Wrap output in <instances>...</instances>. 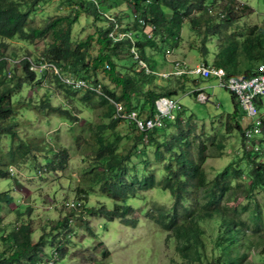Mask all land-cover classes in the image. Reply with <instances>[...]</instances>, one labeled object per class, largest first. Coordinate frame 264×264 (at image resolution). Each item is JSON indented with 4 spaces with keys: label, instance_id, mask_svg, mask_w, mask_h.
I'll use <instances>...</instances> for the list:
<instances>
[{
    "label": "rangeland",
    "instance_id": "1",
    "mask_svg": "<svg viewBox=\"0 0 264 264\" xmlns=\"http://www.w3.org/2000/svg\"><path fill=\"white\" fill-rule=\"evenodd\" d=\"M107 1L111 7L108 10L119 13L124 26L131 28L134 42L145 41L151 36L149 38L157 43L155 47L147 46L145 50L147 65L156 71L154 77L142 75L141 66L133 63V58L127 53L119 61L122 71L133 73L141 83V92L134 95L133 106L138 108L148 98L146 95L148 90L154 89L153 91L160 93L163 85L172 87L174 83L177 85L178 79L186 80L185 91H181L176 97L183 105L179 112L183 115L182 123L180 126L176 122L168 124L155 135V142L149 140L148 136L147 140H141L136 144L135 137L138 132L131 124L118 121L115 127H109L110 118L103 116L107 107L97 104V100L93 102L94 106L86 108L79 100L82 93L67 100L64 98V90L51 78L48 79L47 87L24 82L21 91L16 92L12 98L15 128L19 137L32 145V150L14 163L15 176L11 177L9 169L3 166H6L4 161L7 159L8 149L11 145H16L18 140H12L7 133H0V191L9 192L11 196L9 202H0L2 219L0 251L6 255L10 252V249H6V241L1 237L16 230L23 223L30 225L33 242L40 235H45L49 240L33 264H222L223 259L226 260L224 264H231V258L227 253L213 247L215 243L212 238L217 231L218 215L199 222L205 230L202 234L204 243L198 246V251H202V253L199 251L200 258L189 250L184 255L185 250L179 248V238L175 233L164 229L152 219V215L158 216V209L161 207L171 210L174 196L170 189H165L163 180L168 172L167 163H171L174 168L178 167L170 151H166L164 146H159L158 143L164 140L176 142L177 137L182 136L191 141L195 154L199 152V144H202L207 155L203 162L206 184L201 189H193L186 193L185 204L201 208L206 204L204 199L207 198L208 191H212L211 196L218 197L221 194V187L214 186L215 178L223 185L229 184V190L223 192L217 205H220L226 214L243 221L241 227L245 246L242 244L237 246L247 252V256L239 264H264V189L259 186L251 188L249 175L251 165L243 154L242 138L235 122L240 123L243 128L249 121L241 119L240 115L233 121L230 119L228 114L233 110L232 96L229 91L219 87L214 79L202 78L197 74L180 77L158 74L159 71L173 70L176 62L182 61L190 65L204 60L212 62L217 58L220 46L230 42L232 34V37L241 41L239 32L247 34L250 28L256 27V34L264 33V0H234L233 12L238 17L233 27L226 31L225 35L204 37L206 25L204 16L206 18L211 16L214 21H222L227 12L223 7L228 1L215 0L213 6H209L213 9L207 10V15L206 12H195L185 19L177 42L167 34L165 40H162L161 35L152 34V27H144L142 31L134 28L132 23L136 21L137 14L127 1ZM21 7L24 8V5ZM95 10L92 6L80 8V2L74 0H42L30 13L27 29L43 27L57 17H72L78 11V20L71 26L70 49H74L80 41L92 36L94 40L86 54L89 60L98 54L100 48L97 42L99 29L109 25L95 14L97 11ZM103 12L108 13L104 10L101 14ZM171 13L172 11H169L168 15L171 16ZM197 19L199 24L196 22ZM52 41L50 34L34 40L0 37V43L3 44L0 45V53L14 60L24 55L45 57ZM202 46L206 47V54L203 53ZM170 51L172 54L168 62L166 55ZM54 58L60 63L61 69L62 65L68 62L63 61L60 54ZM237 58L241 68L248 63L242 50ZM13 69L14 67L11 69L12 72ZM70 74L68 71L65 73L68 77ZM86 75L92 74L87 72ZM6 78L8 80L12 77L9 78L7 74ZM90 78L94 79L92 76ZM95 78L110 88L115 87V83L104 69L97 72ZM195 84L202 85L205 93L209 95L208 101L204 103L197 101L195 95L191 93ZM117 91L120 92V88ZM47 101L52 106L67 105L65 107L71 109L76 119H66L50 112L44 105ZM259 110L264 116V105L260 106ZM174 112L178 113L177 110ZM99 125L106 126L102 132L105 139L116 140L114 154L116 159L121 161V164H116L110 173L115 174L119 168L121 171L125 170L129 177L154 173L158 185L153 189L139 191L136 196L125 201L126 205L134 208L128 217L138 219L136 227L124 225L119 218L109 219L104 215H91L82 209L71 213L70 220L73 221L61 232L62 241L50 243V240L61 231L58 228L53 229V224L68 216L73 208L64 207V201L72 202L73 197L84 200L86 197L84 202L88 209L100 206L112 209L114 204H119L108 198L100 189L103 175L109 172L107 165L109 157L107 154L97 156L98 144L93 132L97 131ZM42 146L52 150L66 147L69 154L67 167L62 170L48 168L45 151L40 150ZM261 146L263 148L257 160L264 162V144ZM48 152V157L51 158L52 152ZM40 166L41 169H38ZM225 166L227 172L222 173ZM5 174L8 176L4 177ZM214 207L213 204L209 210H214ZM60 246L65 250L62 255H59Z\"/></svg>",
    "mask_w": 264,
    "mask_h": 264
},
{
    "label": "trees",
    "instance_id": "2",
    "mask_svg": "<svg viewBox=\"0 0 264 264\" xmlns=\"http://www.w3.org/2000/svg\"><path fill=\"white\" fill-rule=\"evenodd\" d=\"M40 1L42 0H0V37L2 39L19 38L22 40H34L49 34L53 39L52 44L48 49V54L45 57H31L29 55H24L20 59H17L19 60V63H16L15 61L17 60H14L11 57H6L4 53H0V133H7L11 136L12 140H18V143L16 145H11L7 151V159L4 161L6 166H3L4 168H7V170L10 168L8 166H13L14 163L18 162L19 158L32 150V145L29 142H24L19 137L17 128H15V109L12 101L13 95H15L16 92L21 91L24 82L26 81L47 87L49 82L48 79L51 78L54 82H57L61 89L64 90V98L67 100L72 97L74 98L78 93H82L79 100L86 108L94 106L93 102L97 100V104L107 107L103 116L110 118L109 127L112 128L115 127L119 121L114 118L115 102L123 103L128 109H135L140 113L151 116L156 111V100L159 97L168 96L176 98L181 91H185L186 80L178 79L176 82L177 85H175L174 82L172 87L163 85V90L160 91V93H156L153 91L154 89L148 90L146 93L148 98L136 108L133 106V104H135L134 95L141 92V83L139 82L138 77L133 73L123 72L119 63L126 53L132 57V54L129 51L131 41L124 39L123 41L114 42L113 38L109 36L114 25L110 23L107 16L110 14L122 23L121 18H119V13H113L108 10L111 7L107 4L109 3L107 0H98V4L94 2L95 0H74L80 2V8H87L90 6L95 8L98 11L95 10V14L102 17V19L109 24L107 27L104 26L99 29L97 42L99 43L100 48L98 54L89 59V61L86 54L94 40L92 36H88L86 39L80 41L74 49H70L71 26L78 20V11H76L72 17H57L46 23L43 27H32L27 29L30 20V13ZM125 1L134 7L137 19L141 17L146 23L155 25L156 28L152 34L156 36L161 35L163 38L162 40H165L164 38L167 34L170 38L174 39V42H177L180 38L183 23L186 18L192 16L195 12L201 11L206 12L207 15V10L213 9V7L210 8L209 6H213L215 3V0ZM227 1V5L223 7V9H227V12L222 21H214L210 18L211 16H208V18L204 16L206 21L204 37L225 35V32L233 27V23L238 17L233 12L232 5H234L235 2L234 0ZM85 3L86 5H84ZM21 5H24V8H22ZM101 8L107 10L108 13L103 12V14H101ZM169 11H172L171 16L168 15ZM196 22L199 24V20ZM132 24L136 29H140L141 31L144 29V26L140 24L138 20L134 21ZM126 26H124L126 30L131 29L129 26ZM250 29L251 30H249L247 34L239 32V36L242 37L241 41L232 37L233 34L230 35V42L227 45L223 44L220 46L216 54L217 58L214 59L212 63L224 67L229 74H244L250 76L256 72L259 63L264 61V33L256 34V27ZM149 37H147L145 41L137 40L135 42V48L137 49L140 58L146 63L148 62L145 53L146 47H155L157 45L156 41ZM1 44L2 43H0V45ZM204 46H202V51L206 54L207 49ZM240 50L243 51L248 60V63L245 64L243 68L240 67L239 59L237 58ZM59 54L63 61H68L66 65H62L63 71L61 67H59L61 66L60 63L54 58V56ZM29 61L36 64L44 62L47 66L41 71H30ZM132 61L138 65L136 60L133 59ZM52 66L58 68L59 72H50L49 69ZM13 67L14 69L12 72L11 69ZM102 69L106 71L109 78L115 83L114 88H110L109 85L104 84L95 78L97 72ZM141 70L142 75L148 78L156 76L153 72H145L143 68ZM67 71L69 74L71 73L69 77L85 80L88 87L85 90H79L74 88L72 84L65 83L62 76H67L65 75ZM87 72L92 75H86ZM10 73H13V75L8 77L12 78L7 80V74L9 75ZM91 76L94 77V79L90 78ZM98 83H100V89L99 92H96L91 89V87H93V85L96 87ZM118 88H120V92L117 91ZM232 98L233 110L229 116L233 121L239 117L240 109L233 95ZM44 105L48 107L52 113H57L66 119H76L71 109L65 107L67 105L64 107H62V105L52 106L48 101L45 102ZM181 115L182 114H179L177 117L178 119L175 121L178 126L182 123ZM235 122L237 130L242 136L241 126L237 121ZM105 128V125H99L97 126V131L93 132V136L98 144L97 156L101 157L107 154L109 157L107 161L109 172L108 174L103 175V183L100 186V189L108 198L119 204H114L112 209L102 206L90 207L88 209L86 208V202H84V200L87 199L86 197H84V200L80 197H76V199L82 201L83 210L88 214L104 215L109 219L119 218L124 225L136 227L138 225V219L128 217V214L132 212L134 208L131 205H126L125 201L132 196H136L139 191L155 188L158 185V179L154 173H147L141 177L135 175L129 177L127 172L125 170L121 171L120 168L118 172L111 174L110 172L112 171V168L116 164H121V161L117 160L114 154V142H116V140H107L102 135L103 129ZM161 130H164V128L155 129L149 133V140L155 142V135ZM142 137L143 134L138 133L135 137V143H140ZM186 139V137L178 136L176 142L164 140L158 143L159 146H164L166 151H170L173 158L177 161L178 167L174 168L171 163H167L166 168L168 172L163 180L165 189H170L174 196L173 206L171 210L162 207L159 208L158 216L153 217L154 215H152V219H155V221L164 229L175 233L179 238V248L185 250L184 255L189 250V252L192 251L196 254L197 258H200L199 251L201 250L198 251V246L204 243L202 234L205 230L201 227L199 222L205 218L212 219L215 215H218L217 231L212 238L215 243L213 247L227 253L231 258V264H239L244 257L247 256V252L240 250L237 246L238 244L245 246L241 227L243 221L238 220L235 216L226 214L223 208L220 205H217L222 198L223 192L229 190V184L223 185L217 178H215L214 186L220 185L221 187V194L218 197L215 198V195L211 196L210 194L212 191H208L207 198L204 199L206 204L201 208H195L185 204L186 193L193 189H201L206 184L203 162L207 158V155L204 153L205 146L199 144V152L195 154L192 149L191 141ZM262 141L264 143V130ZM34 146L37 148L36 145ZM242 146H244V142ZM40 150L45 151L46 159H48L46 166H48V168L51 167L56 170H62L67 167L66 164L69 159V154L66 147L52 150L51 148L45 149L42 146L40 147ZM48 151L52 152L53 157L52 155L51 158L48 157ZM242 151L251 165V169L249 170L251 188L259 186L264 189V162L257 160L260 153L245 151L244 148ZM254 153L256 156H253ZM38 169H41V166ZM225 172H227V166L222 170V173ZM9 175L11 177L13 176L10 170ZM6 176L8 175L5 174L4 177ZM251 191L252 190L250 189L249 192ZM10 200L11 196L9 195V192L0 191V202H9ZM213 204L215 205L214 210H209L210 206ZM72 212L74 211H70L69 215H71ZM69 215L53 224V229L58 228L61 229V231L50 240V243H54L58 240L60 242L62 241L60 234L64 229L69 227ZM1 224L2 219L0 218V225ZM31 232L32 229L29 224L21 223L16 230L1 237V239L6 241V249H10V252L6 255V253L0 251V264H14L15 262L33 264L36 261L39 252L43 250L44 245H46L49 240H47L45 235H40V237L33 242L31 239ZM62 253H65V250L60 246L59 255H62ZM21 258L24 260H20ZM225 261L226 260L223 259L222 264H224Z\"/></svg>",
    "mask_w": 264,
    "mask_h": 264
},
{
    "label": "built area",
    "instance_id": "3",
    "mask_svg": "<svg viewBox=\"0 0 264 264\" xmlns=\"http://www.w3.org/2000/svg\"><path fill=\"white\" fill-rule=\"evenodd\" d=\"M94 2L98 4V0H95ZM107 17L114 23L113 30L110 32V36L113 40L120 41L129 39L131 41L130 51L132 57L138 62L139 66H141L145 72H156L155 70L149 68L147 63L140 58L138 51L135 48V42L131 36V33L133 32L122 29L113 16L108 14ZM138 21L141 24H145V21L142 18H139ZM172 51L168 52V58L172 54ZM15 62L19 63V60ZM46 66L47 65L44 62L36 64L29 61V69L32 71H41ZM51 68L54 72H59L56 67L52 66ZM158 74L163 76L173 74H197L202 77H212L219 87L228 90L234 95L242 110L243 117L249 121L248 125L243 127L245 147L250 150L261 149V141L259 138L263 133L264 116L260 114L259 107L264 105V61L259 64L256 72L250 76L228 74L222 66L212 65L204 61L198 62L194 65H190L182 61L176 62L174 63L173 70L163 72L159 71ZM8 76L10 77V74ZM62 77L65 83L72 84L74 88L79 90H85L88 87V84L83 79H74L68 76ZM91 89L99 92L100 84L98 83L96 87L93 85ZM197 99L204 102L206 101L207 96L203 92H199L197 94ZM177 109H181L179 102L168 97H161L156 101V111L152 116H147L135 109H128L123 105V103L115 102L114 118L131 124L136 131L143 134V139L146 140L149 132L155 129L163 128L166 126L168 121L175 120L177 115L174 111ZM77 205L79 206V203L75 200L67 203V206H71L73 208H76Z\"/></svg>",
    "mask_w": 264,
    "mask_h": 264
},
{
    "label": "clouds",
    "instance_id": "4",
    "mask_svg": "<svg viewBox=\"0 0 264 264\" xmlns=\"http://www.w3.org/2000/svg\"><path fill=\"white\" fill-rule=\"evenodd\" d=\"M103 11H104V9L103 8H101ZM110 15V14H109ZM112 16V15H111ZM114 17V16H113ZM115 18V17H114ZM116 19V18H115ZM139 19V18H138ZM138 19H136V20H138ZM117 20V19H116ZM109 21H110V23L111 24H113L114 25V23L109 19ZM117 22H118V24L122 27V28H124V24L123 23H121V21H118L117 20ZM139 22V21H138ZM141 24V23H140ZM144 27H152V31H154L155 30V25H153V24H149V23H146V21H145V24H142ZM124 30H126L125 28H124ZM129 31H132L131 29H128ZM109 36H110V34H109ZM111 37V36H110ZM129 40V39H128ZM120 41H123V40H120ZM130 41V40H129ZM114 42H118V41H114ZM167 55H168V53H167ZM166 55V57H167V59H168V61H169V58H168V56ZM133 58V57H132ZM134 59V58H133ZM135 60V59H134ZM204 62H207V63H209V64H212V65H215V64H213L212 62H208V61H204ZM216 66H219V65H216ZM107 67H109V66H107ZM224 68V67H223ZM58 69V68H57ZM225 69V68H224ZM30 70V69H29ZM30 71H32V70H30ZM49 71L50 72H53V69L52 68H50L49 69ZM229 74V73H228ZM188 76L189 74H184V75H176V76ZM235 75H240V74H235ZM241 75H244V74H241ZM252 75V74H251ZM163 76V75H162ZM169 76H175V74H173V75H169ZM169 76H167V77H169ZM199 76V75H198ZM199 77H202V76H199ZM204 78H210V79H213L212 77H204ZM100 84V83H99ZM228 91V90H227ZM199 92H203L206 96H207V99H206V101H208L209 100V95L208 94H206L205 93V91L203 90V89H200V88H198V87H196V85H195V88L191 91V93L192 94H194L195 95V97H196V99H197V94L199 93ZM230 93V92H229ZM231 94V93H230ZM231 95H233V94H231ZM234 96V95H233ZM161 97H168V96H161ZM160 97V98H161ZM168 98H172V99H174V100H176V101H178L177 100V98H173V97H168ZM236 99V98H235ZM197 101H199L198 99H197ZM206 101H204V102H206ZM237 101V100H236ZM179 102V101H178ZM199 102H201V101H199ZM204 102H201V103H204ZM238 103V102H237ZM180 104V103H179ZM180 106H181V109H177V111H178V113L177 112H175L176 113V115H177V117H178V115H179V112L182 110V107H183V105H181L180 104ZM238 106H239V104H238ZM239 109H240V116H241V119H244V120H247V119H245L244 117H243V113H242V110H241V108H240V106H239ZM144 114V113H143ZM155 114V113H154ZM153 114V115H154ZM146 115V114H145ZM148 116V115H147ZM152 116V115H151ZM182 117H183V115H181V119H182ZM116 119V118H115ZM178 118H176L175 120H170V121H168L167 122V124H166V126L165 127H163V128H166L167 126H168V124H170V123H172V122H175L176 120H177ZM119 120V119H118ZM183 120V119H182ZM119 121H122V120H119ZM248 121V120H247ZM240 124V123H239ZM241 126V125H240ZM160 129H162V128H160ZM241 129H242V136H241V138H242V144H243V142H244V137H243V128H242V126H241ZM263 130H264V126H263ZM138 132V131H137ZM152 132V131H151ZM151 132H149V133H151ZM139 133V132H138ZM149 133H148V136H149ZM147 136V137H148ZM147 137H146V140H147ZM262 138H263V133H262V136H260V141H261V145L262 144H264L263 143V141H262ZM142 140H145V139H143V137H142ZM243 148H244V150L245 151H253V152H259L260 153V150H262V146H261V149L260 150H250V149H247V147H245V144H244V146H242ZM242 148V149H243ZM13 169H14V167L13 166H10V168H9V170H10V172L13 174V176H15V172L13 171ZM40 171V170H39ZM40 173V172H39ZM73 200H75L76 202H78L79 203V206L78 207H76V208H72L70 211H82V209H83V205H82V201H80V200H77L75 197H73L72 198ZM69 202V200L68 201H64V207H66L67 206V203ZM84 213V212H83ZM70 216H72V215H69V221H70V223L73 221V219H71L70 220ZM59 256V255H58Z\"/></svg>",
    "mask_w": 264,
    "mask_h": 264
},
{
    "label": "crops",
    "instance_id": "5",
    "mask_svg": "<svg viewBox=\"0 0 264 264\" xmlns=\"http://www.w3.org/2000/svg\"><path fill=\"white\" fill-rule=\"evenodd\" d=\"M186 60V59H185ZM168 61V60H167ZM187 61V60H186ZM204 61H208V62H211V61H209V60H204ZM169 62V61H168ZM213 62V61H212ZM202 78H204V77H202ZM206 79H210V78H206ZM209 83H210V81H209ZM196 85V84H195ZM196 87H198V88H200V89H203V90H205L204 88H202V85H196ZM232 96V95H231ZM232 102H233V98H232ZM229 115V114H228Z\"/></svg>",
    "mask_w": 264,
    "mask_h": 264
}]
</instances>
